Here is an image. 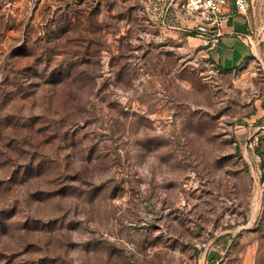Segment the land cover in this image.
Instances as JSON below:
<instances>
[{"label":"rangeland","instance_id":"rangeland-1","mask_svg":"<svg viewBox=\"0 0 264 264\" xmlns=\"http://www.w3.org/2000/svg\"><path fill=\"white\" fill-rule=\"evenodd\" d=\"M184 4L0 0V264H264V58Z\"/></svg>","mask_w":264,"mask_h":264},{"label":"crops","instance_id":"crops-1","mask_svg":"<svg viewBox=\"0 0 264 264\" xmlns=\"http://www.w3.org/2000/svg\"><path fill=\"white\" fill-rule=\"evenodd\" d=\"M237 15L239 14L230 7L227 23L222 30L221 43L211 53L214 61L227 70L242 66L248 60L256 58L259 52L264 58V35L255 31L249 18L246 22L237 21ZM259 43H262L260 51Z\"/></svg>","mask_w":264,"mask_h":264},{"label":"built area","instance_id":"built-area-1","mask_svg":"<svg viewBox=\"0 0 264 264\" xmlns=\"http://www.w3.org/2000/svg\"><path fill=\"white\" fill-rule=\"evenodd\" d=\"M185 10L203 24L211 28L207 35V44L216 49L221 43L222 30L225 27L230 7L239 15L249 18L252 0H184ZM215 30V32H213ZM253 45V44H252Z\"/></svg>","mask_w":264,"mask_h":264},{"label":"trees","instance_id":"trees-1","mask_svg":"<svg viewBox=\"0 0 264 264\" xmlns=\"http://www.w3.org/2000/svg\"><path fill=\"white\" fill-rule=\"evenodd\" d=\"M213 32H215V30L213 31ZM222 68V67H221ZM224 69V68H223Z\"/></svg>","mask_w":264,"mask_h":264}]
</instances>
